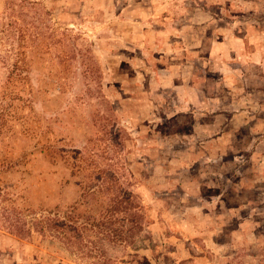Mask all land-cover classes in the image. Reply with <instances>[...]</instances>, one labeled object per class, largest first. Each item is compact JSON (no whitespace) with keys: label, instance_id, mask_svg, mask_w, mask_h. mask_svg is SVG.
Returning a JSON list of instances; mask_svg holds the SVG:
<instances>
[{"label":"rangeland","instance_id":"1","mask_svg":"<svg viewBox=\"0 0 264 264\" xmlns=\"http://www.w3.org/2000/svg\"><path fill=\"white\" fill-rule=\"evenodd\" d=\"M18 1L0 0V24ZM30 1L60 40L43 61L58 69L62 46L71 69L64 91L32 69V101L12 119L35 114L34 136L44 130L99 163L134 193L140 216L123 240L82 252L8 229L0 200V264H92L95 252L112 264H264V0ZM9 42L0 40L2 104ZM6 126L2 147L36 139L18 121L12 137Z\"/></svg>","mask_w":264,"mask_h":264},{"label":"trees","instance_id":"2","mask_svg":"<svg viewBox=\"0 0 264 264\" xmlns=\"http://www.w3.org/2000/svg\"><path fill=\"white\" fill-rule=\"evenodd\" d=\"M7 9L0 24V40L8 38L12 48L5 57L11 62L1 89L4 103H0L3 109L0 134L6 124L12 137V125L18 121L22 130L19 132L24 136H34L29 122H32L30 118L35 121L32 117L35 114L12 119L14 110L23 108L20 102L30 105L32 101L29 73L32 69L45 68L44 73L57 79L61 91H64L71 69L67 63L71 54L62 46H54L58 69L44 62V54L49 53L52 45L60 40L42 29L39 8L30 0H19ZM46 90L45 86L37 89L39 92ZM45 133L41 131L38 137H33L36 138L33 144L20 146L19 150L9 143L2 147L4 142H0V200L5 203L3 223L18 234L28 236L34 230L52 235L82 252L87 243L94 244L89 246L93 253L98 249L95 243L99 240H123L124 226L127 223L136 225L140 216L134 193L123 190L115 178L112 180L102 174L106 169L99 163L89 161L76 150L63 147L55 136L48 138ZM72 186L76 188L75 194L66 199L65 191ZM24 212L41 215L26 221L21 216ZM110 224H119V228L113 229ZM93 257L92 264H112L110 258L100 257L99 253L95 252Z\"/></svg>","mask_w":264,"mask_h":264}]
</instances>
